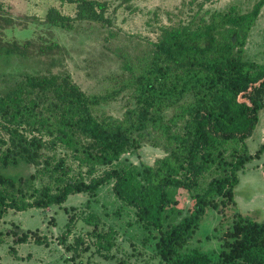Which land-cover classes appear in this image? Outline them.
<instances>
[{
    "label": "trees",
    "instance_id": "obj_1",
    "mask_svg": "<svg viewBox=\"0 0 264 264\" xmlns=\"http://www.w3.org/2000/svg\"><path fill=\"white\" fill-rule=\"evenodd\" d=\"M57 1L75 5V15L51 7L43 21L50 28L112 27L106 1ZM263 7L264 0L248 12L232 5L163 27L150 50L124 58L117 88L104 95H88L70 74L53 71V56L64 51L58 43L0 42V225L12 213L63 207L75 194L88 195L91 208L99 190L113 184L116 199L156 238L159 264H264V221L234 213L240 172L254 159L247 141L264 110V63L246 56ZM15 64L23 69L5 68ZM126 91L133 103L122 119L101 111ZM145 143L163 152L153 165L122 160ZM210 210L232 222L217 259L187 249ZM79 221L98 252L117 247L118 232L96 212L71 213L60 238L68 264H84L91 249L81 236L69 242ZM7 234L16 245H49L17 224Z\"/></svg>",
    "mask_w": 264,
    "mask_h": 264
},
{
    "label": "rangeland",
    "instance_id": "obj_2",
    "mask_svg": "<svg viewBox=\"0 0 264 264\" xmlns=\"http://www.w3.org/2000/svg\"><path fill=\"white\" fill-rule=\"evenodd\" d=\"M99 1L109 4L107 16L112 20V27L109 29L98 24L83 23L78 30L68 32L50 28L43 21L51 7L58 8L65 15L74 16L75 5L62 6L57 0H0L4 5L0 12V42L16 40L23 44L33 40L36 45L58 43L64 51L56 52L53 56L58 63L53 71L70 74L88 95H104L117 88L115 76L123 72L124 58L133 59L150 50L153 43L158 41L163 27H178L195 14L224 11L232 5L248 12L259 0H132L127 4H123L122 0ZM246 56L264 63V7L250 35ZM42 60L41 68L45 71L49 67L46 65L48 57ZM5 68L8 71L23 69L17 64ZM132 103L130 93L126 91L99 108L106 115L122 119ZM263 143L264 110H261L255 132L247 141L254 159L240 172V183L235 189L237 207L234 210V213L250 216L257 222L264 221V153L258 152ZM161 156L162 150L145 143L140 150L123 155L122 160L137 166L153 165ZM18 169L26 174L34 171L33 167L25 165ZM112 186L107 184L99 190L97 199L92 200L91 208L86 206L88 195L75 194L69 197L63 207L10 214L0 225V237L4 239V243L0 244V264H68L67 252L60 243L65 225L71 213L80 215L91 210L118 232V243L111 253L101 254L93 245L94 240L86 236L90 228L79 221L69 242L81 236L84 244L91 247L81 257L84 264H118L120 260L128 264H159L155 254L156 238L135 222V210L116 199ZM222 218L218 211L210 210L187 249H200L217 259L222 245L220 237L232 225L231 221L225 222ZM12 223L20 225L25 231H31L33 235L47 237L49 245L41 246L32 240L26 244H14L12 237L7 234L12 229ZM11 250H16L17 256Z\"/></svg>",
    "mask_w": 264,
    "mask_h": 264
}]
</instances>
